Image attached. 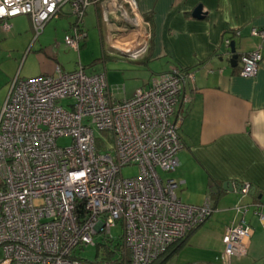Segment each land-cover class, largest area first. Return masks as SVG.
Returning a JSON list of instances; mask_svg holds the SVG:
<instances>
[{
    "label": "built area",
    "instance_id": "1",
    "mask_svg": "<svg viewBox=\"0 0 264 264\" xmlns=\"http://www.w3.org/2000/svg\"><path fill=\"white\" fill-rule=\"evenodd\" d=\"M114 1L125 21H132L127 9L136 19V0L107 5ZM91 2L0 0V23L8 30V20L28 16L37 38L66 8L73 22L63 42L78 51ZM251 34L264 40V30ZM121 51L129 59L139 53ZM262 59L259 49L240 55L238 75L255 76ZM55 70L52 76L13 79L0 111V264H91L78 252L95 245L97 235L101 241L120 238L128 260L123 264H153L214 211L210 199L200 206L182 203L180 184L157 173L179 165L183 144L173 115L183 72L172 70L117 101L105 71ZM95 131L108 134L100 151ZM65 137L70 144L59 146L57 139ZM127 166H137L138 175L122 178ZM249 189L243 185L242 193ZM114 230L120 231L116 237ZM251 234L243 216L226 229L227 263L245 256Z\"/></svg>",
    "mask_w": 264,
    "mask_h": 264
},
{
    "label": "crops",
    "instance_id": "2",
    "mask_svg": "<svg viewBox=\"0 0 264 264\" xmlns=\"http://www.w3.org/2000/svg\"><path fill=\"white\" fill-rule=\"evenodd\" d=\"M91 1L82 28L87 39L99 38L101 55L117 58L122 49L140 52L135 59L106 60L104 66L120 60L149 70L130 97L123 85L110 84L107 73L115 100L130 99L137 89L148 88L172 70L183 72L173 115L179 119L183 149L168 179L180 184L182 203L200 206L210 199L214 211L153 264H264V59L255 76L241 77L236 72L239 62L230 64L228 47L234 43L238 57L257 49L264 55V40L251 34L252 29L264 30V0H136L135 25L123 21L113 4ZM198 6L203 16L196 19L192 13ZM72 22L64 8L37 38L28 16L8 20V30L0 26V111L16 77L52 76L56 67L66 72L57 59ZM87 39L79 52L87 47ZM224 183H231V190L224 191ZM237 184L248 185L249 192L242 193ZM241 216L252 234L245 256L227 263L222 237Z\"/></svg>",
    "mask_w": 264,
    "mask_h": 264
},
{
    "label": "rangeland",
    "instance_id": "3",
    "mask_svg": "<svg viewBox=\"0 0 264 264\" xmlns=\"http://www.w3.org/2000/svg\"><path fill=\"white\" fill-rule=\"evenodd\" d=\"M105 1L108 4H110V0H105ZM116 5H117V2L114 1L113 6H116ZM90 10L91 9L89 8L88 11L90 12ZM113 10H115V7ZM116 11L119 12V8H117ZM118 16L121 17L122 13L118 14ZM22 18H24V17H22ZM127 18L129 20L132 19V21H130L131 25H135L136 19L133 20V16L131 15V13L128 9H127ZM123 21H124V19H123ZM0 26L2 27L1 23H0ZM133 29H134V27H133ZM33 37H34V34H33ZM86 45H87V47L84 48V50L82 49L81 52H79V50L75 51V50H73L67 46L61 45V48L58 52L57 62H58V64H61L64 66V68H65L64 71H66V72L71 71L75 65L77 66L76 69H78L82 66L87 67V69L85 70V72L87 74L90 73L88 68H91V67L93 70L98 71V72H104L105 71L106 77L108 75L111 76L112 80H109L111 82L110 84H112V83L117 84V86H119V87H121L123 85V87L126 90V94L128 97H130L129 94H131V91L133 90L134 87L141 85L142 82L147 80V78L149 76V70L146 68L140 69L133 64L120 62V60L115 62V63H117L115 66L114 65L112 66L111 62H106L107 65L105 67L103 64V61L101 60L102 55H101V48H100V43H99L98 37L93 39L91 36H89L88 39L86 40ZM86 49H88V50L86 52H84ZM139 53H138V55H139ZM125 55L130 56L131 54L126 53V54H124V56ZM79 56H80V60L82 62L79 61ZM95 58H98V59L95 60L96 62L92 65L91 62ZM130 59H133V58L130 57ZM88 66H90V67H88ZM156 72H159V71H156ZM107 73H108V75H107ZM106 135L107 134L95 131L96 144H97L99 151L101 149V143L100 142L101 141L107 142ZM57 144L59 146H68L70 144V139L67 137L59 138V139H57ZM102 149H105V147H103ZM138 172L139 171H138L137 166H127V167L122 168L121 176H122V178H131V177L137 176ZM157 173L159 176H161V178L163 180H165V179H168L169 176L172 175L174 172L165 173V172H162L161 170L157 169ZM179 187L176 191L177 196L179 195V191H180ZM119 232H120L119 230H114L112 232V236L116 237L117 234H119ZM93 241H94L95 245H93V246L89 245V246L85 247L84 249H82V251L78 252V255H80V258H82L88 262H93L95 260V255L97 253L96 246L98 244H100V242H101L100 235L94 236ZM1 257H2V254L0 251V258Z\"/></svg>",
    "mask_w": 264,
    "mask_h": 264
},
{
    "label": "trees",
    "instance_id": "4",
    "mask_svg": "<svg viewBox=\"0 0 264 264\" xmlns=\"http://www.w3.org/2000/svg\"><path fill=\"white\" fill-rule=\"evenodd\" d=\"M115 59H118V57L117 58L112 57V56L106 55L104 53L101 60L103 62H105L106 60H115ZM95 62L96 61H94L92 63V65ZM82 68L84 69V67H82ZM236 72L238 73L239 69L236 70ZM97 149H98V147H97ZM96 249H97V253L95 255V260L93 262H89L91 264H123L124 262L128 263L127 258L126 257L124 258L125 255L123 253V248H122L120 238H118L117 240H112V241L103 240L100 242V244H98L96 246ZM167 253H168V250L165 253V255ZM165 255H163V256H165ZM162 257H160V258H162Z\"/></svg>",
    "mask_w": 264,
    "mask_h": 264
},
{
    "label": "water",
    "instance_id": "5",
    "mask_svg": "<svg viewBox=\"0 0 264 264\" xmlns=\"http://www.w3.org/2000/svg\"><path fill=\"white\" fill-rule=\"evenodd\" d=\"M192 16L196 19H199V18H202V10H201V7L198 6L195 8V10L193 11L192 13ZM229 51H230V54H231V58H230V64L232 67L236 66L237 65V62H238V55L235 54V48H234V43L230 42L229 44ZM231 183H224L223 184V190L224 191H227V190H231ZM237 187L239 189L242 188V185L240 184H237Z\"/></svg>",
    "mask_w": 264,
    "mask_h": 264
},
{
    "label": "flooded vegetation",
    "instance_id": "6",
    "mask_svg": "<svg viewBox=\"0 0 264 264\" xmlns=\"http://www.w3.org/2000/svg\"><path fill=\"white\" fill-rule=\"evenodd\" d=\"M118 56H119V57L122 56V57H124V58H127L126 56H124V54H118ZM118 56H117V57H118Z\"/></svg>",
    "mask_w": 264,
    "mask_h": 264
}]
</instances>
